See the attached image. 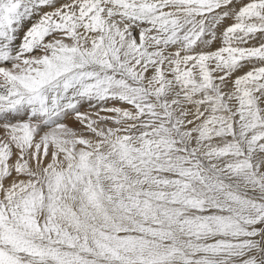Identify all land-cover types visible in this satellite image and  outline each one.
<instances>
[{"label": "snow or ice", "instance_id": "obj_1", "mask_svg": "<svg viewBox=\"0 0 264 264\" xmlns=\"http://www.w3.org/2000/svg\"><path fill=\"white\" fill-rule=\"evenodd\" d=\"M0 264H264V0H0Z\"/></svg>", "mask_w": 264, "mask_h": 264}]
</instances>
